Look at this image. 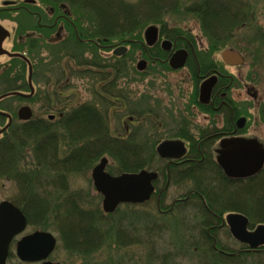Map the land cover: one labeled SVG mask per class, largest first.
Here are the masks:
<instances>
[{
  "label": "trees",
  "instance_id": "1",
  "mask_svg": "<svg viewBox=\"0 0 264 264\" xmlns=\"http://www.w3.org/2000/svg\"><path fill=\"white\" fill-rule=\"evenodd\" d=\"M179 1L181 0H137L134 3H129L124 0H38L39 3L45 5L51 3L53 5L51 8L55 12L58 11L56 7L61 2L77 4L71 12L73 17L79 16L78 13H80V18L87 20L88 23L86 25L82 22L81 26H78L79 37L90 38L104 45L110 43L111 40L115 43L123 38H138L143 28L148 24L157 25L160 34L168 38L186 35L188 34L187 30L175 28V26L173 30H166L163 20V17L172 16L179 9H183L184 12L192 14L199 22L200 30L208 44L207 49L197 51V62L200 65L201 73H212L211 71L214 69L224 72L221 64L215 63L211 59V55L219 48L225 47L227 39L233 36L237 29L246 25L252 28V7L245 0H191L189 4ZM25 6L29 10L39 11L36 9L39 7L28 4ZM78 8H81L80 11ZM5 10L7 8L0 9L1 12H5ZM92 17L94 23H91ZM65 28L73 38L71 26L67 24ZM32 29L44 32L36 25H32ZM44 34L42 33V37ZM18 40H21V43L15 50H25L27 58L31 61L37 60L38 68L42 73L47 71V67L43 63L45 58L40 56V50L43 49V46L45 47L41 36L34 38L30 34L23 33L19 34ZM252 41L256 43L255 52L257 54L262 50L261 45L264 42V37L256 33ZM67 47L69 51L66 52V55H72V58L77 55V52L81 56L82 47L83 50H90L92 54L97 49L96 45L80 43L75 38H73V43H67ZM128 55L129 52L125 57ZM116 58L120 61L113 66L115 73L126 72L124 70L126 66L122 62L124 57ZM85 60L76 61V64L85 65ZM9 62L10 65L4 66L0 71V110L10 113L13 118L0 135V175L15 176L19 180L20 195L12 202L25 214L28 224L42 223L50 212L53 214L51 229L58 232L60 237L66 238V244L73 250H77L78 253H89L99 244V242L94 243V238L98 240L103 235L100 230L103 220L111 219L120 209L117 208L113 213L104 215L97 207L85 206L83 201L78 198V194L61 195L63 191H67V175L86 171L102 153H108L113 159H116L119 172L137 171L141 168L150 169L152 156L155 155L153 143L150 138L146 139L143 144L144 158V152L141 151L142 146L136 142V134L132 133L123 138L110 135L104 117L89 103L69 109V112L64 113L55 121H47L39 117L18 121L15 119L14 109L11 106H6L5 102L22 99L13 95L12 92L28 91L24 77L26 62L18 57L10 58ZM86 65L88 69L84 70L85 73H92L93 71L90 72L91 67L99 66L92 60H88ZM196 66L195 62L191 64L194 74ZM12 68H16L17 71L10 76ZM70 71L73 72V70ZM229 82L228 79L225 80L226 84ZM39 95L41 101L51 104L53 100L57 99L59 93L57 90L51 94L38 90L29 101H36ZM262 106L264 107V97ZM0 124L1 127L6 124V117L1 114ZM64 139H68L72 148L68 152L60 153V145ZM27 153H30L32 157L30 162L24 161ZM30 165L33 166L30 167ZM21 167L29 168V170H21ZM251 180L254 179L250 178L248 181ZM193 182L195 189L204 197L207 207L215 213L219 212L216 204L221 199V195L217 188L221 186H212L204 175L196 176ZM250 184L242 187L246 190H243V197L248 196L249 201L251 200L250 203L254 206L252 213L256 219L259 218L257 222H264V206L260 203L262 199L254 197V190L262 189L264 191V187L260 186L262 182H258L256 185ZM42 190L44 191L42 192ZM244 199L246 200V198ZM256 203L260 205H256ZM202 205L201 201H196L197 213L200 214V218L194 222L193 228L198 232L195 234L196 237L190 238V246L198 248L194 264H247L242 260L246 259L248 255L258 257L256 264H264V246H261V250L256 252H242L228 256L216 252L212 247L211 239L205 233L207 225L216 219L206 216L205 208ZM123 206H125V210L119 217L113 219L115 220L113 227L115 241L119 245H128L133 241L130 240L132 237L129 235H132L135 227V222L133 218H129L128 213L134 211L135 205L123 204ZM237 209L247 215L250 220L249 224L253 226L256 221H252L253 217L249 209L245 206ZM150 218L148 215L147 219L151 220ZM180 225L187 236L186 229L188 227L182 223ZM186 238L189 240V237ZM217 246L223 251H234L228 246L221 245L220 242L216 243Z\"/></svg>",
  "mask_w": 264,
  "mask_h": 264
},
{
  "label": "rangeland",
  "instance_id": "2",
  "mask_svg": "<svg viewBox=\"0 0 264 264\" xmlns=\"http://www.w3.org/2000/svg\"><path fill=\"white\" fill-rule=\"evenodd\" d=\"M16 1L20 2L22 0ZM124 1L134 3L137 0ZM190 1L191 0H181L179 2L189 4ZM245 1L250 4L253 10V26L250 28L246 25L237 29V31L233 33V36L227 39L226 46L222 47L239 51L243 57V63L239 66L223 65L219 56V50L222 48L213 52L211 59L215 63L221 64L223 71L232 78L229 90L230 96L237 101H241L243 107L241 111L248 116L246 129L243 131L244 136H253L260 144H264V107L262 106V99L264 97V42L261 45L262 50L256 54V43L252 41L256 33L264 37V0ZM35 4L37 6V3ZM38 5L40 9H36L41 12L42 22L49 19V11L45 6L48 5L53 7V5L51 3H46V5L39 3ZM1 8H8L6 6L4 7L3 0H0V9ZM79 9L81 8H78V10ZM176 12L177 13L172 16L167 15L163 17L166 30H173L174 26L175 28L187 30L190 32V36L193 38L197 50L201 51L207 49L208 44L200 30L199 22L195 20L192 14L186 11L184 12L183 9H179ZM82 22L88 25L87 21L83 19ZM94 22L92 17L91 23ZM34 23L35 21L23 11L15 9H7L5 12L0 11V25L8 32V35L1 41L2 49L8 50L9 53L18 52L26 55L25 50L19 49L16 51L15 49H18L17 45L21 43V40H18L19 34L30 32ZM36 34L42 35L40 32H36ZM51 34L53 36L52 32ZM65 35L66 34L63 33V36ZM41 39L44 42L46 41L42 36ZM65 47V49H62L61 45H49L48 43L45 44V47L43 46V49L40 50V56H42L43 59L45 58L43 63H45L47 67V71L43 73L38 68L37 60H32V64L36 65L37 69L34 76L36 91L41 90V92L43 91L44 93L51 94L57 90L60 94L56 100L51 102L52 105L50 107L46 101L40 100V95L39 98H36V101L16 99L8 102L7 100L5 105L11 106L16 112L18 107L26 104L30 107L34 117H42L45 119L47 118V114H58L61 111L65 112L67 109L69 110L79 104L89 103L104 117L110 135L127 137L134 133L136 134V142L142 146H140L142 148L141 151L144 152L143 144L148 138L144 137V129L140 127L142 126L139 119L142 113L141 110L144 109L145 106L155 110L157 103L164 104L168 99H185L186 95L184 93L187 88L185 82L186 71L182 70L178 73H165L164 76H158V74L154 76L152 71L147 72L146 75L136 73L134 65L140 58V52L139 50H135L133 52L134 59H129L132 60V62L129 60L122 61L128 68V70L124 69L127 74L125 71H123L122 74H116L115 70L111 67L119 63L120 59L112 57L109 49L99 47L95 49V52L92 54L90 50H83L82 47L81 56H79L80 53L77 52V55H75L76 57L70 60L66 58L68 55L65 56L69 48L67 46ZM10 57L11 55L5 53L0 54V71L4 66L10 65ZM83 59H86L85 65L76 64V61L78 62ZM88 60H92L94 64L99 65L91 67L90 72L93 71L92 73L84 72L85 69H88L86 65L88 64ZM73 66L75 69H71ZM62 67L64 69H61ZM10 70V76L17 71L16 68ZM26 70L27 67H25L24 70L25 80L27 77ZM70 70H73V72ZM17 81H19V79H17ZM191 85L192 83H190V92ZM145 94L150 96V100L146 102L143 96ZM66 102H71L73 105L66 109V107H63ZM196 114L194 113V115ZM130 117L132 119H129ZM195 121H197L198 124L202 123V121L196 117ZM125 127L128 129V132L125 131ZM150 139L153 143L152 147L154 148L157 139L151 137ZM71 146L72 144L69 143L68 139H64L62 145H60V153L68 152L72 148ZM101 156H105L108 160L105 171L112 175L120 173L116 159H113L108 153H102ZM100 157H98L86 171L82 173H69L66 179L67 191H61V195L67 193L78 194V198L83 201L85 206L90 208L97 207L102 212V195L95 191L90 177V169L98 163ZM31 160L32 157L30 153L25 154L24 161L30 162ZM155 160L156 159L153 157L150 169L155 166ZM32 166L33 165H30V167ZM22 169L29 170V168L25 167H21V170ZM18 181L19 180L15 178V176L9 177L0 175V201L7 200L12 202V200L20 195L18 191ZM255 182H262L260 186L264 187V169L257 175V178L254 179V182H252L253 185H256ZM246 184L247 186L251 185L248 183ZM186 189L187 187H183V189H178L175 192L176 194L184 193ZM242 190L246 191L244 188ZM43 191L44 190H42V192ZM174 196L175 194L171 193L170 197ZM154 197L153 195L145 204L135 206L133 208L134 211L128 213L130 216L129 218H133L135 222L134 231L132 235H129L132 237L130 240L133 241L128 245H119L115 241L116 238L113 227L115 221L113 219L119 217L122 211L125 210L123 204L117 207L120 210L116 215L112 216L109 220H103L100 226L103 235L101 239L97 240V238H94V243L99 242V244H97L98 247L96 246V248L91 249L89 253H78L77 250H73L66 244V238L60 237L58 232L51 229L50 226L53 214H50V212L46 215L42 223L38 225L26 224L25 229L22 233L18 234L16 238L24 234L32 233L35 230H46L52 233L56 238V243L50 258L60 264H194L196 260L195 253H197L196 250H198V248L196 249V247L190 246V238L196 237L195 234L198 232L197 229L194 230L193 228L194 222H197L200 218V214L197 213L198 208L196 203L192 205L190 209H175L168 214H160L156 208ZM254 197L262 199L260 203L264 206V191L262 189H255ZM244 198H246V200ZM240 199V201H242L241 204H245L243 206L248 208L252 213L254 207L252 208V203H250L251 200L249 201L248 196H242ZM166 204H169V202L167 201ZM148 215L151 217V220L147 219ZM252 217L254 218H252V221H256L253 224H257L259 218L256 219L254 213H252ZM181 223L188 227L186 229V231H188L187 236H185L186 233L181 227ZM189 228L193 229L189 230ZM228 234L226 229H221L218 231L216 237L224 246H228L232 249L239 248L237 242ZM186 237H189V240ZM12 245L9 248L10 253L5 264H35L34 262H22L18 260V258L14 256L15 251ZM242 261L247 264H256L258 262V257H251L248 255V257Z\"/></svg>",
  "mask_w": 264,
  "mask_h": 264
},
{
  "label": "flooded vegetation",
  "instance_id": "3",
  "mask_svg": "<svg viewBox=\"0 0 264 264\" xmlns=\"http://www.w3.org/2000/svg\"><path fill=\"white\" fill-rule=\"evenodd\" d=\"M35 1L36 2L31 3L30 5L39 7L38 0ZM35 3H37V6ZM76 6L77 4L61 2L56 7L58 11L55 12L53 8L47 5L45 7L48 8L47 10L49 13H47L50 18L43 22L41 20L42 15L39 11L29 10L24 4L17 2L11 4L9 9L21 10L27 13L35 21L34 25L44 30V32L42 31L40 33L47 34H44V38H42L46 40L45 42L49 45H61V48L65 49L67 43H73V38H75L80 43H90L96 45L97 48L102 47L109 49L111 55L112 50L121 45L124 46L126 50L122 55H118V58L124 57V60L134 59L133 52L139 50L140 58L134 65L136 73L146 75L147 72L152 71L154 76L157 74L158 76H164L165 73H178L182 70L186 71L185 82L187 88L184 93L186 95L185 99L172 98L166 100V103L164 104L157 103L155 110L151 107L145 106L144 109L141 110L142 113L139 117L140 122L142 123V126L140 127L144 129V137L157 139L154 145L155 155L153 156L156 159L153 170L157 173L153 182L156 208L160 214H168L175 209H190L192 205H195L197 200L201 201L203 203L202 206L205 208L206 216L216 219L212 221L210 225H207L205 233L211 239L214 250L217 252H224L222 249L218 248V246L216 247V243L219 241L214 235L221 229H226L229 233L228 226L226 225V218L228 214L240 213L237 208H242L244 205L241 204L242 201H240V198L243 196L242 187L247 185L246 183L250 184L254 182V180H248L250 178H257V175L264 167L263 164L258 173L245 178L244 180V178L226 176L223 174L221 166L218 164V157L220 155L231 154L242 146H249V148L256 150H264V144H260L253 136H244L243 131L246 129L245 127L248 116L241 111L243 108L241 101H237L230 96L229 90L232 78L220 70H212L211 72L215 75V81H213L214 84L210 89L207 100L201 102L199 101V89L202 83L206 80V75L209 73H201L200 65L197 62L198 50L195 47L189 31H187L188 34L186 35H177L173 38H168L161 35L159 27H156L158 33L157 38L151 45L146 44L144 34L139 35L138 38H123L119 41H115V43L111 40L110 43H106L105 45L99 44V42L93 39L79 37L77 28L82 24V19L80 18L81 15L78 13L79 16L76 15V17H73L74 15L71 13V10ZM67 24L72 28L71 31L73 32V38L67 28H65ZM30 30L31 31L28 34L34 38L40 37V35L36 34V30ZM51 32L53 33V36ZM63 33L66 35L63 36ZM163 40H167L169 43L166 45L168 46L167 49L161 47V42ZM179 50L184 51L185 58L181 67L177 66V68H173L168 64L169 59L174 52ZM128 52L129 55L125 58ZM71 56L72 55H69L66 58L73 60V58L76 57L74 56L72 58ZM112 57L115 58L114 55H112ZM140 60L145 61V67L141 70L137 69L136 66L137 62ZM129 61L132 62V60ZM193 62L197 64L195 74L192 73L193 68L191 67V64ZM35 66L36 65L31 64V76H33V73L35 76L37 70ZM111 68H113V66ZM61 69L64 68L62 67ZM73 69L75 68L73 67ZM125 69L128 70L127 66ZM130 69L132 70V68ZM226 79L230 81L228 84L225 83ZM31 82L36 90L35 77L34 79L31 78ZM189 82L192 83L191 92ZM143 96L144 100L146 99L145 102L150 100L148 94ZM72 105L71 102H66L63 107H66L67 109V107ZM80 105L81 104L77 106ZM67 112H69L68 109ZM194 113L198 114L194 115ZM58 116H62V113H59ZM195 117L200 119L202 123L198 124L197 121H195ZM240 118H244V121H239ZM55 119L56 115L50 120ZM129 119L132 118L130 117ZM125 131L128 132L126 127ZM166 140L178 141L180 143L183 152L179 157L164 158L156 152V147ZM169 152L175 153L177 152V149H170ZM203 175L209 179L212 186H221L220 188H217V191H220L219 195H221V199L218 204H216L219 212L215 213V211L209 209L204 197L195 189L193 180L196 176ZM183 187H187L184 193L176 194L175 191L183 189ZM171 193L175 194V196L170 197ZM167 201L169 204H166ZM256 205L259 204L256 203ZM253 207L252 204V208ZM248 223V230L254 229ZM190 229L192 230L193 228ZM211 232H213V235ZM228 235H230V233ZM16 236L17 235L11 239L9 248L13 244L12 246H14L15 249L16 242L21 237L16 238ZM236 242L239 245V248L234 249V251L226 250L225 254L228 255L230 252L240 253L243 251L253 252L248 249L247 245L240 242L238 243V241ZM51 253L52 252L48 254L46 260L53 263L57 262L50 258ZM34 263L41 264V261Z\"/></svg>",
  "mask_w": 264,
  "mask_h": 264
},
{
  "label": "water",
  "instance_id": "4",
  "mask_svg": "<svg viewBox=\"0 0 264 264\" xmlns=\"http://www.w3.org/2000/svg\"><path fill=\"white\" fill-rule=\"evenodd\" d=\"M34 0H24V2L32 3ZM10 2L4 1V4ZM144 38L146 44H153L157 38V28L154 25H149L144 29ZM8 35L6 29L0 25V54L17 55L24 58L20 54H11L2 49L1 41ZM168 41L163 40L161 47L167 49ZM126 48L117 46L112 50L115 55H122ZM221 61L228 65H240L243 58L239 51L231 48H225L220 52ZM185 58L183 50L174 52L169 59L171 67H181ZM137 69L145 67V61L140 60L136 64ZM30 69V66H29ZM30 79V73H29ZM215 76H209L200 86L199 101L205 102L209 97V92L214 84ZM32 91V86L30 85ZM16 94V93H15ZM28 96V95H25ZM17 117L21 120H27L31 117V110L25 104L18 108ZM3 114V113H2ZM5 115V114H4ZM53 116H49L51 118ZM239 121H244L240 118ZM170 149H177V152H169ZM156 152L166 157H179L183 149H181L178 141H163L156 147ZM264 162V150H256L246 146L233 151L228 155H220L218 164L221 166L223 173L228 177L244 178L252 176L259 171ZM107 158H100L99 162L90 169V177L93 186L97 192L102 195L101 208L104 213H111L120 203H142L146 201L153 192L152 182L156 178L155 171L146 169L138 170L137 172H122L118 175H111L105 171ZM229 231L238 241L245 243L250 249H256L264 243V224H258L254 230L246 229L247 219L244 215L238 213L228 214L226 218ZM26 220L24 214L12 203L7 200L0 201V264H5L8 253V245L12 237L20 233L25 228ZM55 239L53 234L36 230L32 234L22 236L15 245V253L21 261L32 262L43 260L41 264H59L45 260L48 254L52 251Z\"/></svg>",
  "mask_w": 264,
  "mask_h": 264
},
{
  "label": "bare ground",
  "instance_id": "5",
  "mask_svg": "<svg viewBox=\"0 0 264 264\" xmlns=\"http://www.w3.org/2000/svg\"><path fill=\"white\" fill-rule=\"evenodd\" d=\"M211 234L213 235V232H211ZM214 234H215V232H214ZM207 236V235H206ZM214 236H217V234H215Z\"/></svg>",
  "mask_w": 264,
  "mask_h": 264
}]
</instances>
